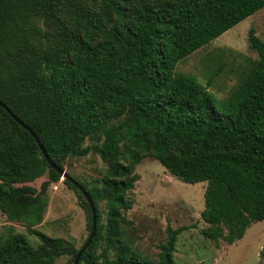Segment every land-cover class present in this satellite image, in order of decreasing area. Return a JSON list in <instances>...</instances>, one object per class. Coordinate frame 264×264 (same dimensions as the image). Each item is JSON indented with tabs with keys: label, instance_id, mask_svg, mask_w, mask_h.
<instances>
[{
	"label": "trees",
	"instance_id": "16d2710c",
	"mask_svg": "<svg viewBox=\"0 0 264 264\" xmlns=\"http://www.w3.org/2000/svg\"><path fill=\"white\" fill-rule=\"evenodd\" d=\"M263 6L264 0L0 1V100L60 168L90 150L107 163L100 186L74 177L97 218L78 264H175L176 238L187 226L166 228L156 260L122 239L132 205L127 192L139 178L133 167L147 155L175 178L206 182L204 237L232 244L264 220V41L248 31L257 58L217 104L208 85L220 68L206 85L175 70ZM86 138L96 142L83 146ZM42 176L39 188L31 184ZM61 177L0 106V211L39 236L36 246L23 234L1 239L0 264H55L61 256L73 264L79 248L34 228L43 221L48 186ZM62 182L77 195L89 233V204L70 180ZM259 255L264 259V246Z\"/></svg>",
	"mask_w": 264,
	"mask_h": 264
},
{
	"label": "rangeland",
	"instance_id": "374dc122",
	"mask_svg": "<svg viewBox=\"0 0 264 264\" xmlns=\"http://www.w3.org/2000/svg\"><path fill=\"white\" fill-rule=\"evenodd\" d=\"M253 28L264 41V6L231 27L211 42L180 60L175 70L194 75L197 80L208 85L215 104L227 98L236 88L239 77L251 59H256L248 41V31ZM96 141L86 138L83 146ZM107 163L90 150L87 154L69 158L64 169L87 186H100ZM139 178L132 190L127 192L131 208L124 211L129 224L124 225L123 241L130 244L142 256L156 260L159 245L166 240V228L187 226L176 238L173 257L175 264H264L260 251L264 246V220L253 222L243 237L232 244L223 240L214 242L201 233L207 223L200 217L204 208L206 182H184L173 177L164 166L151 156H144L133 167ZM46 176L37 178L32 185L40 187ZM63 177L51 183L46 192L48 205L43 221L35 230L50 236L64 238L73 248L78 249L88 235L83 209L77 195L63 182ZM100 222L105 224L106 208L100 202ZM10 233L23 234L29 243L36 246L39 236L30 233L19 222L9 221L0 211V240ZM102 247H98L99 254ZM109 259L114 251L108 252ZM69 256L59 257L55 264H63Z\"/></svg>",
	"mask_w": 264,
	"mask_h": 264
},
{
	"label": "water",
	"instance_id": "95a60500",
	"mask_svg": "<svg viewBox=\"0 0 264 264\" xmlns=\"http://www.w3.org/2000/svg\"><path fill=\"white\" fill-rule=\"evenodd\" d=\"M1 1V0H0ZM0 106L5 108V110L10 114V116L20 125L22 126L24 129H26L30 135L34 138L35 142L38 144V147L43 155V157L45 158V160L47 161V163L59 174H61V176L63 178H67L68 180H70V182L72 184H74L76 186V188L81 192V194L83 195L85 201L89 204L90 209H91V213H92V226L91 229L84 241V243L82 244V246L78 249L73 264H78L79 260L82 256L83 253H86L90 250V244L91 241L93 239V237L96 234V229H97V218H96V211H95V207L93 205V201L89 195V193L84 189V187L79 183V181H77L73 176H71L69 173L66 172L65 169L60 168L58 165H56L52 159L50 158V156L48 155L47 151L45 150V148L43 147V145L41 144L39 138L37 137V135L33 132V130L27 125L25 124L19 117H17L8 107H6V105L0 100Z\"/></svg>",
	"mask_w": 264,
	"mask_h": 264
}]
</instances>
